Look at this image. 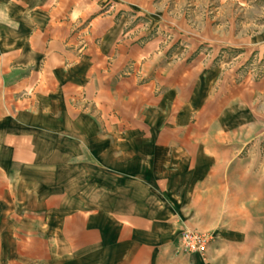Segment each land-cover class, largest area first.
Masks as SVG:
<instances>
[{
	"label": "crops",
	"instance_id": "1",
	"mask_svg": "<svg viewBox=\"0 0 264 264\" xmlns=\"http://www.w3.org/2000/svg\"><path fill=\"white\" fill-rule=\"evenodd\" d=\"M207 1L0 0V264H264V31L176 16Z\"/></svg>",
	"mask_w": 264,
	"mask_h": 264
},
{
	"label": "rangeland",
	"instance_id": "2",
	"mask_svg": "<svg viewBox=\"0 0 264 264\" xmlns=\"http://www.w3.org/2000/svg\"><path fill=\"white\" fill-rule=\"evenodd\" d=\"M176 16L185 17L189 25L196 32L200 31L202 24L206 20H211L216 25H223L227 30L234 25L237 36H260V33L264 31V0H211L205 3L188 2L178 9ZM149 22L150 24L147 23V25L154 26L149 36L161 37L162 44L167 47L175 42L176 34L171 29L161 30L160 20L155 19ZM231 48H221L216 54L215 62L220 63L223 60H229V67L234 66L235 63L237 64L241 52L243 53L244 51ZM171 49L174 52L184 49L183 53L178 55V58H184L188 47L185 46L182 40H178L176 45H173ZM196 54L210 58L214 55V50L209 44H202L196 51ZM239 70L242 76L250 77L255 81L264 80V43L257 46L249 58L239 65ZM253 148V151L257 154L264 155V136L259 139Z\"/></svg>",
	"mask_w": 264,
	"mask_h": 264
},
{
	"label": "built area",
	"instance_id": "3",
	"mask_svg": "<svg viewBox=\"0 0 264 264\" xmlns=\"http://www.w3.org/2000/svg\"><path fill=\"white\" fill-rule=\"evenodd\" d=\"M213 239L214 236L211 233L185 229L180 236V248L184 253H198L205 257Z\"/></svg>",
	"mask_w": 264,
	"mask_h": 264
}]
</instances>
